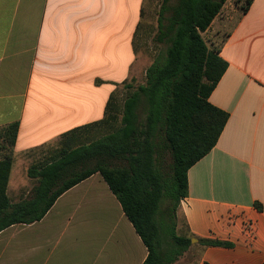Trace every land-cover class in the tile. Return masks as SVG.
I'll return each instance as SVG.
<instances>
[{
    "label": "crops",
    "instance_id": "0c3cea01",
    "mask_svg": "<svg viewBox=\"0 0 264 264\" xmlns=\"http://www.w3.org/2000/svg\"><path fill=\"white\" fill-rule=\"evenodd\" d=\"M148 4L0 0V159L12 150V203L31 195L35 155L101 122L113 94L145 83L159 18H145ZM148 25L155 27L151 53L143 48ZM202 36L228 64L210 101L229 119L216 146L188 171L178 231L194 242L175 264H264V0L246 13L228 0ZM13 123L11 149L1 136ZM147 256L100 173L64 192L41 220L0 232V264H143Z\"/></svg>",
    "mask_w": 264,
    "mask_h": 264
},
{
    "label": "trees",
    "instance_id": "16d2710c",
    "mask_svg": "<svg viewBox=\"0 0 264 264\" xmlns=\"http://www.w3.org/2000/svg\"><path fill=\"white\" fill-rule=\"evenodd\" d=\"M227 1L162 0L154 37L161 48L147 68L145 83L129 85L120 107L119 96L113 94L104 120L63 138L104 124L110 131L62 147L32 165L30 197L11 202L7 187L12 150L0 159V232L41 220L64 192L100 173L148 249L143 264H175L191 249L194 236L178 231V209L188 195V171L216 146L229 119L210 101L228 64L202 33ZM252 2L246 0L241 11L246 13ZM18 129L19 124L13 123L1 136L10 148ZM199 243L231 246L207 239Z\"/></svg>",
    "mask_w": 264,
    "mask_h": 264
},
{
    "label": "rangeland",
    "instance_id": "374dc122",
    "mask_svg": "<svg viewBox=\"0 0 264 264\" xmlns=\"http://www.w3.org/2000/svg\"><path fill=\"white\" fill-rule=\"evenodd\" d=\"M161 2L162 0H151V4H148V10L145 11V18L150 20L152 17L155 18V16L158 14L159 12V8H160V5H161ZM231 2H235V4L240 8V11H241V6L245 5L246 3V0H231ZM155 20V19H154ZM155 25V21H154V24ZM146 29L148 31V35H145V43L143 45V48L144 50L147 52L149 51V53H151V49H150V42L152 41V34H153V31L155 30V27H153L152 25H148L146 26ZM149 42V43H148ZM153 42H154V38H153ZM155 43V42H154ZM209 46V45H208ZM210 48H218L216 46H209ZM160 46L158 44H154L153 45V50L156 51V54L155 56L158 54V52L160 51ZM129 92V91H128ZM127 92V93H128ZM127 93H125L124 95L122 96H119L118 98V105L117 107L121 106L122 104V98L124 96L127 95ZM119 109H115L113 110V112H115V114H117L119 111ZM110 125H101V126H98L96 128H93L92 130L90 131H84V132H81V133H77L76 135H72V136H69L67 138H62L60 141H58L56 144H54V146L52 147H46L44 148V153L42 156H38V155H35V160L38 161V162H42L44 160H46L47 158H49L52 154L56 153L58 150H60L62 147H66V146H75L79 143H86L88 141H91L97 137H100L102 136L104 133L110 131ZM32 155H34L33 153L30 154L29 156L31 157ZM39 157V158H37ZM35 161V163H36ZM179 222V221H178Z\"/></svg>",
    "mask_w": 264,
    "mask_h": 264
},
{
    "label": "built area",
    "instance_id": "2783aa9c",
    "mask_svg": "<svg viewBox=\"0 0 264 264\" xmlns=\"http://www.w3.org/2000/svg\"><path fill=\"white\" fill-rule=\"evenodd\" d=\"M182 201V200H181ZM245 228H246V230L249 232V233H251V235H253V229H254V227H253V224L252 223H246L245 224Z\"/></svg>",
    "mask_w": 264,
    "mask_h": 264
},
{
    "label": "water",
    "instance_id": "95a60500",
    "mask_svg": "<svg viewBox=\"0 0 264 264\" xmlns=\"http://www.w3.org/2000/svg\"><path fill=\"white\" fill-rule=\"evenodd\" d=\"M192 242H194V240H192Z\"/></svg>",
    "mask_w": 264,
    "mask_h": 264
}]
</instances>
